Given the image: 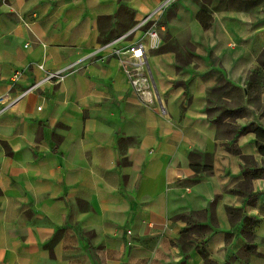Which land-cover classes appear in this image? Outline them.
<instances>
[{"label":"crops","instance_id":"crops-1","mask_svg":"<svg viewBox=\"0 0 264 264\" xmlns=\"http://www.w3.org/2000/svg\"><path fill=\"white\" fill-rule=\"evenodd\" d=\"M158 1L0 0V94L79 60L0 112V264H264V153L239 131L264 127V0H175L157 47L119 40L146 44L142 102L89 52Z\"/></svg>","mask_w":264,"mask_h":264},{"label":"built area","instance_id":"built-area-1","mask_svg":"<svg viewBox=\"0 0 264 264\" xmlns=\"http://www.w3.org/2000/svg\"><path fill=\"white\" fill-rule=\"evenodd\" d=\"M174 1L159 0L152 9L138 18L127 30L100 43L89 52V55L92 56L101 50L110 49L111 54L117 56L121 61L132 90L142 102H151L155 97L153 81L145 60L146 44L142 37L123 46H117L116 43L121 39H126L130 34L133 35L136 31H141L152 40L151 46L157 47L160 39V16ZM78 62L79 60L56 68H48L43 63H38L37 66L42 71L40 77L16 90H8L0 94V112L14 104L28 92L40 89L45 81L59 82L65 75L75 69V64ZM18 75V73H14V80L17 79ZM159 110L164 111L162 104L159 105Z\"/></svg>","mask_w":264,"mask_h":264},{"label":"trees","instance_id":"trees-1","mask_svg":"<svg viewBox=\"0 0 264 264\" xmlns=\"http://www.w3.org/2000/svg\"><path fill=\"white\" fill-rule=\"evenodd\" d=\"M121 9V13L124 15L125 18H123V21L121 22V30L123 31L128 29L131 25H132V18L129 14V12L127 11V6L125 5H121L120 7ZM199 15H201L200 13H202V10H200ZM110 16H102L101 18H109ZM118 31V30H117ZM116 31V33H117ZM102 32V30H101ZM110 39V38H109ZM107 39V40H109ZM105 41V40H104ZM264 48L262 49V51L258 54L257 56V64L253 67V69H251L250 73H249V77L251 79H264ZM227 85V81H220L216 86L213 87V90H220L222 88H224ZM242 106L238 105L237 106V111H241ZM254 131L256 133V142H257V146L259 148V151L261 153H264V127L258 125V124H254V123H250L247 126L242 127L239 131ZM242 157H245V155H241Z\"/></svg>","mask_w":264,"mask_h":264},{"label":"rangeland","instance_id":"rangeland-1","mask_svg":"<svg viewBox=\"0 0 264 264\" xmlns=\"http://www.w3.org/2000/svg\"><path fill=\"white\" fill-rule=\"evenodd\" d=\"M197 1H201V0H197ZM203 1H204V0H203ZM126 30H127V29H126ZM124 31H125V30H124ZM130 36H131V34H130V35H128V36H127V38H129Z\"/></svg>","mask_w":264,"mask_h":264}]
</instances>
